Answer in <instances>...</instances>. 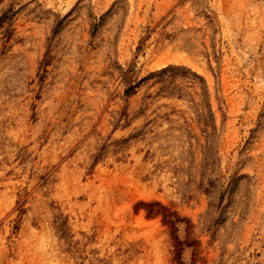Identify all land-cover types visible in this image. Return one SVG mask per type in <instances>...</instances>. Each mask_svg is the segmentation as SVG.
Here are the masks:
<instances>
[{
  "label": "rangeland",
  "instance_id": "374dc122",
  "mask_svg": "<svg viewBox=\"0 0 264 264\" xmlns=\"http://www.w3.org/2000/svg\"><path fill=\"white\" fill-rule=\"evenodd\" d=\"M0 18V264H264V0Z\"/></svg>",
  "mask_w": 264,
  "mask_h": 264
},
{
  "label": "trees",
  "instance_id": "16d2710c",
  "mask_svg": "<svg viewBox=\"0 0 264 264\" xmlns=\"http://www.w3.org/2000/svg\"><path fill=\"white\" fill-rule=\"evenodd\" d=\"M1 18H2V17H1ZM1 18H0V19H1ZM132 87H133V86H132ZM128 89H129V87L127 88V90H128Z\"/></svg>",
  "mask_w": 264,
  "mask_h": 264
}]
</instances>
